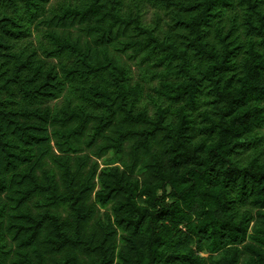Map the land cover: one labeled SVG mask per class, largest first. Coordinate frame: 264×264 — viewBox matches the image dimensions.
Wrapping results in <instances>:
<instances>
[{
    "label": "trees",
    "instance_id": "16d2710c",
    "mask_svg": "<svg viewBox=\"0 0 264 264\" xmlns=\"http://www.w3.org/2000/svg\"><path fill=\"white\" fill-rule=\"evenodd\" d=\"M263 125L264 0H0V264H264Z\"/></svg>",
    "mask_w": 264,
    "mask_h": 264
},
{
    "label": "rangeland",
    "instance_id": "374dc122",
    "mask_svg": "<svg viewBox=\"0 0 264 264\" xmlns=\"http://www.w3.org/2000/svg\"><path fill=\"white\" fill-rule=\"evenodd\" d=\"M143 9L142 13H143V19L144 22L146 24H149L152 22L153 17L155 15V13H159L161 14L164 18L166 16H164L165 14H163V10H158L155 6H152L151 4H146V6L141 7ZM127 52H130V54H132V52L130 50H128ZM127 52H123L121 53V61L126 62L127 66L130 67V79L132 82H135L137 80L141 81L143 86H144V94L141 97V100L139 102V105L141 107H146L149 111V113L153 114L157 104L161 103L164 104V102H162L161 99L156 98V95L153 91V86L158 84L159 82V78H141V73H142V67L144 66V62L142 63H138L139 62V55L137 56H132L129 57L127 55ZM152 96H150V95ZM262 138L260 140V146L264 147V125L261 127L260 133H259ZM247 153L252 152V150H247ZM108 156H112V153H109ZM99 162H102V159L99 160ZM205 255L207 253H204Z\"/></svg>",
    "mask_w": 264,
    "mask_h": 264
}]
</instances>
